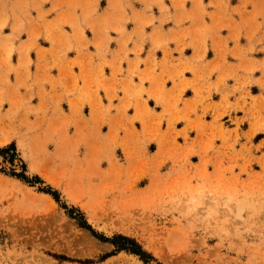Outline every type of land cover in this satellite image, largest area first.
I'll return each instance as SVG.
<instances>
[{"label":"rangeland","instance_id":"obj_1","mask_svg":"<svg viewBox=\"0 0 264 264\" xmlns=\"http://www.w3.org/2000/svg\"><path fill=\"white\" fill-rule=\"evenodd\" d=\"M1 148L0 264H264V0H0Z\"/></svg>","mask_w":264,"mask_h":264},{"label":"crops","instance_id":"obj_2","mask_svg":"<svg viewBox=\"0 0 264 264\" xmlns=\"http://www.w3.org/2000/svg\"><path fill=\"white\" fill-rule=\"evenodd\" d=\"M151 68H152V66L151 65H148V64H144V65H139L138 66V71H139V74H143V75H150V76H154L155 74H156V76L155 77H157L158 79H157V81L158 82H160V75H159V73L157 72V71H159L158 70V68L155 70V71H152L151 70ZM131 69H133V67L131 66ZM104 72H105V74L107 75V74H109V73H106V71L104 70ZM160 72V71H159ZM158 74V75H157ZM155 77H152V79H154V81H155ZM184 78L186 79V80H188V79H191V80H194V76L193 77H185L184 76ZM125 80H129L130 79V77H125L124 78ZM184 79H182V81H183ZM133 81H135L136 83H137V85L139 86V83H140V81L138 80V77H134L133 78ZM142 87L144 88V89H142V91L143 92H145V91H147V88H149L150 89V91L152 92V93H158L157 91H156V86L155 85H152V84H148L146 81H143L142 82ZM168 86H167V83H166V88H167ZM160 96H161V93H158ZM186 98H184V99H189V98H191V97H193V96H185Z\"/></svg>","mask_w":264,"mask_h":264},{"label":"trees","instance_id":"obj_3","mask_svg":"<svg viewBox=\"0 0 264 264\" xmlns=\"http://www.w3.org/2000/svg\"><path fill=\"white\" fill-rule=\"evenodd\" d=\"M6 148H1L0 152H6ZM112 244L115 245L116 249L118 250H124L136 255H139L140 257H144L146 253L142 251L136 242L133 239H130L128 237L122 236V235H116L111 240Z\"/></svg>","mask_w":264,"mask_h":264}]
</instances>
